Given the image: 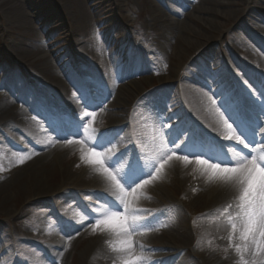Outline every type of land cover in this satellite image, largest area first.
Returning a JSON list of instances; mask_svg holds the SVG:
<instances>
[{"label":"rangeland","instance_id":"obj_1","mask_svg":"<svg viewBox=\"0 0 264 264\" xmlns=\"http://www.w3.org/2000/svg\"><path fill=\"white\" fill-rule=\"evenodd\" d=\"M95 1L99 6L97 13H94L92 8ZM237 2L241 7L237 18L222 17L217 21L222 23L225 30L244 22L245 20L241 17L245 18L248 15L249 7L244 0ZM20 4L23 5V10L26 9V16L34 28L28 30L25 24L19 21L20 17L15 13V10ZM257 10L259 14L263 15L260 8ZM154 13L161 14L158 0H0V103L2 99L13 101L14 105L26 114L25 120L30 124L33 123L42 129L45 119L50 117L34 107V100L52 101L53 97L61 102L73 101V99L69 100L63 96L64 88L62 90L57 88L62 93L56 94L52 87H47L51 84L40 69L44 62L50 66L49 68H53L57 75L59 73L67 75V79L62 80L63 85H66L65 89L67 88L66 90L72 94L74 99L77 96L73 92L76 88L79 89L86 78H90L89 88L91 90H98V88L104 90L108 94L110 93L112 99L116 98L121 87L127 85L128 80L136 82V85L139 83L143 85L140 91L141 97L128 96L123 101L124 108L126 107L123 120L129 127L115 128L111 124V114L108 112H104L101 118L96 115L85 117V113H81L82 119H84V124L81 127L82 135L67 137L63 143L68 145L63 147L65 149L60 155L57 158L49 155L48 157L51 159H46L45 164L39 166L35 171L28 170L19 173L26 150L13 143L12 137L6 135L8 131H0L1 264H121L117 259H111L106 251H101L100 257L98 256L99 250L91 249V243H95L99 239V235L105 228L95 226V221L89 215L88 209L97 213L96 218L100 219L99 216L103 213L104 207L99 206L96 201L99 200V203L102 200L105 201L106 195L96 189L85 190V180H82L79 175L81 169L89 164L85 162L84 157L92 156L93 152L101 153L99 157H95L100 160L107 157L115 165L119 166L120 163H124L126 176L134 173L129 168L131 153L134 150L130 154L123 152L124 148L133 142L128 137L131 133L139 141L140 157L145 159L144 165H152L153 151L165 140L164 129L167 126H178L181 122L179 114L173 113L172 105H176L174 98H172V100L174 99L172 102L159 101V95L168 88L164 82H161V76L170 68L171 63L168 57L163 56L164 63L161 62L158 70L153 71L148 50L153 44L160 46L161 35L160 30L154 27ZM189 14L191 16V11ZM11 15L17 19L10 20ZM192 16L196 17L200 23H206L198 18V15ZM171 19L174 17L167 16L166 18L167 22H170ZM200 23L198 26L191 22V28L201 33H207L208 36L220 37L225 40L223 42L225 45L230 33L218 31L215 26L216 20L207 22L209 28H214L213 31H203L200 28ZM113 26H116L120 31L118 37L122 36L121 31L124 29L133 33V47H130L122 36L123 39L118 43L120 52L117 57L111 59L109 51L112 46L107 42V33L108 30L113 29ZM248 42L250 44V39ZM250 47L249 45L241 46L236 51V59L241 63L240 66L244 64L251 70L259 69L261 67L260 51L254 45L255 55L253 56ZM116 48L117 45L113 46V49ZM178 49L181 48L175 50ZM184 51L191 53L193 50L190 47L188 50L185 48ZM26 52H28V56H25ZM221 52L219 57L216 53L215 57H211L218 66H222L225 61H230L226 48L223 47ZM78 54L81 55V58ZM176 55L179 57L178 54ZM176 61L180 62L179 59ZM130 64L134 65L136 76L120 80L119 74L123 73L125 66H130ZM204 64L205 62L199 59L195 69L201 71L205 80H210V73L205 71ZM144 69L145 73L142 74ZM216 70L221 79L225 77L222 81L227 83L229 80L225 67H219V69L216 67ZM236 72L238 77L236 88H240L241 96L249 98L254 105L260 106L258 102L260 99L254 96V88L248 78L243 75L244 72L237 68ZM144 75H147L146 83L142 81ZM109 76L112 78L111 80ZM42 86H45L46 95L39 92L42 91ZM227 86L229 89L231 88L228 83ZM175 89L176 98L180 95L178 87ZM230 90L233 92L232 88ZM113 92H116L114 98ZM220 92L222 90H216L215 86L214 93L221 96ZM209 94L214 99L211 92ZM233 94L236 96L234 92ZM103 101L106 106L108 98ZM156 101L158 104H155ZM221 101V104L225 105L222 99ZM74 103L78 104V100H74ZM99 104L103 105L101 102ZM136 106V114L132 115ZM254 110L253 112H255ZM75 111L82 112L80 108ZM227 124L229 129L235 131L233 122L229 121ZM17 130L20 133L25 129ZM169 131L171 132V129ZM184 133L187 132L182 131L178 136L181 141L185 138L183 137ZM97 137L101 141H107L103 148L94 147ZM72 140H78L82 147H72L69 143ZM193 174H195V170H193ZM11 177L16 179L13 184L1 185L3 180ZM191 185H193L192 188ZM197 185L193 181L188 190L180 194L167 186L156 190L158 195L170 196L177 199L178 202L180 201V204L187 205L184 224L190 235H192L193 222L196 219L198 222L201 221L198 215L202 206L190 203L193 189H196ZM59 188L61 189L58 191ZM39 189H43L42 195L35 196ZM142 192L143 190L139 192L138 197L142 195ZM156 213L159 214L153 216L154 221H150L151 226L143 227L141 234L151 231L164 232L166 217L161 215L160 211ZM68 221L72 222L70 228L66 227ZM85 225L91 233L76 249L56 260L50 256L52 248L55 247L54 250H59L61 247L58 244H53V238H60V230L66 228L70 231L69 236L72 233L77 235L80 228H84ZM68 238L63 242L64 244L68 243ZM157 241L158 243H170V240L160 235H158ZM13 246L20 250L17 260L11 259ZM157 246L159 245L148 248V251L157 253V249H161ZM237 246L242 245L239 240L234 238L233 233L229 241L226 236L212 238L205 242L201 239L199 247L197 249L190 247V251L181 256L180 262L181 264H211L210 257L216 264H219L224 262V253L229 258V264H237V251L235 250ZM105 247L107 246L103 245L102 250ZM176 259L164 264H174L177 262Z\"/></svg>","mask_w":264,"mask_h":264},{"label":"bare ground","instance_id":"obj_2","mask_svg":"<svg viewBox=\"0 0 264 264\" xmlns=\"http://www.w3.org/2000/svg\"><path fill=\"white\" fill-rule=\"evenodd\" d=\"M165 1L167 2V0H158L161 14L154 13L153 17L154 27L158 28L161 32L160 46L153 44L148 50L154 72L155 70H158L157 68L161 62L164 63L162 59L163 56L168 57L171 63L170 68L161 76V82H164L168 88L163 94L159 95V99L165 98V100L169 102L175 99L176 106L179 107L177 109L178 113H190V116L199 122V125L194 128L196 134L202 139L210 142L212 146L217 148L218 152L222 151V153H229L231 160L234 162L229 167H234L235 163L241 162L242 159L250 158L244 154L236 152V150H240L247 154L249 149H245L242 145L238 146V142L231 141L230 137L239 135L241 138H245V142H248L247 139L251 138V134L249 129L244 125L241 116L238 117V122L241 123V127L238 128L236 126L239 134L228 128L225 116H227L230 121L229 114L226 111L222 112L221 107L216 104L209 94V92L214 94L215 86L218 82L215 80H205L201 71H196L195 65L198 63L199 59L203 60L205 62L204 68L206 71L213 74L215 68L218 67V64L214 59H211V57H215V53L218 54L219 57L224 47L226 48L233 65L240 71L244 72V76L248 78L250 84L253 86L254 96L264 98V0H244L245 4L249 7L248 15H246L245 18L241 17L245 21L226 30L222 23H218L217 21L222 17L237 18V15H239V12L241 11L240 4L237 2L238 0H172L174 3L178 2L179 6L181 4L180 1L184 2V6L183 4L181 6L183 10L185 9L183 12L174 5L170 6L166 11L163 10L162 2L165 3ZM92 8L93 12L97 13L99 10L98 2L95 1V5ZM258 8L261 9L263 15L259 14V11L257 10ZM189 10H192L194 13L193 15H198V18L206 23H200L196 17L190 16V14L188 15ZM15 13L18 14L20 17L19 21H22L28 30L34 28L33 24L27 18L26 9L24 8L23 10L22 4L16 8ZM167 16L171 18L174 17V19L167 22ZM9 19L12 20L17 18L11 15ZM215 20V26L218 31H225L226 34L230 33V37L225 45L223 44L225 40L222 38L214 37V35L208 36L207 33L193 30L190 24L192 22L199 26L200 23V28L203 31H213L214 28H209L207 22H213ZM118 32L120 31L116 26H113V29L108 30L107 33V42L112 46L109 51V57L111 59L117 57V54H119L120 48L118 43L121 39L124 38V41H126L130 47L133 46V33L131 31H127V29L122 30L121 34L123 38L122 36L118 37ZM249 39L260 48L261 52V67L254 71L243 65L240 66V62L235 58L237 54L236 51H238L241 46L249 45ZM115 45H117V48L113 49V46ZM250 46L251 45H249V47ZM190 47L193 50L191 53L184 51L185 48L188 50ZM177 48L181 49L175 50ZM250 49L254 56V47H250ZM174 51H176V54L181 58L176 54L173 55ZM25 56H28V52L25 53ZM78 56L81 58V55L78 54ZM177 59H179L180 62H177ZM49 67L50 66L44 62L40 68L41 72L44 73L45 78L51 84V86L47 85V87H52L56 94L62 93L57 88H60L61 90L64 88L63 96L69 100L73 99L71 102L66 100V104L69 105L70 108H77L78 104H75L74 100L78 99V97L74 99L71 96L72 94L66 90L67 88L65 89L66 85H63V81L65 78L67 79V75H62L60 73L57 75L53 68ZM220 67H224V65ZM143 73H145V69L142 70V74ZM133 76L134 69L132 64H130L129 68L124 69V72L119 74V79L127 80V78H132ZM146 77L147 75H144L142 78V81L145 83L147 80ZM109 78L110 80L112 79L110 76ZM227 83L232 86L230 81ZM176 86L178 87L180 96L175 98L176 95L174 90H176ZM142 88V83L136 85V82L128 80L127 85L121 87L117 95L116 92H113V98L114 95H116V98L114 99L109 95L110 93L108 94L104 90L99 88L98 90H95L100 100H102V98L99 94L110 98L108 102L109 107L113 109L108 110V113L111 114V124H113L114 127H118L124 122L123 117L125 116L124 112L126 111V107L124 108L123 105L124 99L128 96L134 98L141 97L142 94L140 91ZM41 89L42 91L39 92H43L41 94L43 95L45 93L46 95L47 92L45 91V86H42ZM172 98L174 99L172 100ZM52 101V104H59L62 106L61 102L53 97ZM240 101H242L244 108L250 114V109L258 111L260 108L257 105H254L249 98H240ZM136 111L137 106L134 114ZM103 113V109L96 110V116L99 118L103 116ZM232 113L233 111L231 114ZM25 119L26 114L15 106L13 101L10 99H2L0 103V120H2L0 122V131H8L6 135L12 137L13 143L26 150V155L22 158L23 163L22 167L19 169V173L23 171L27 172L28 170L35 171L39 166L45 164L46 159H51L48 157L49 155H53L57 158L65 149L63 147L68 145L67 143H63V141H53L44 130L33 123L30 124V122ZM21 128H24L26 131L23 130L19 133L17 129ZM165 136L166 140L163 141L164 148H160L154 155V159L158 160L159 164L163 162V167L159 168L158 171L152 170V176L148 183L138 187L134 193L128 195L125 198L126 203L123 205L122 209L113 208L114 210L121 211V214L125 216L126 223L129 227V236H124L111 228H105L102 234L99 235V239L95 243H91V249L94 251L99 250L100 253L98 256L100 257L101 251H106L111 259H117L121 264H123L125 259H128L129 257L134 258L136 256L143 258L141 264H156L157 261L164 264L165 262L176 258L177 262L174 264H181V256L187 254V252L190 251V247L197 249L201 239L205 242L212 238H222L223 236H226L229 241L233 233L234 238L239 240V243L242 245L240 246L242 251L237 252V264H242L243 260L250 261L249 264H262V261H264V253L255 256V246L251 244V241L241 239L244 229L248 226L249 220L258 225L262 215H264V207L261 206L260 200L259 173H257V186L254 189L252 196L249 197V199L252 200V203H249L243 198L244 189L247 185H241L239 182L232 180H222L218 176H213L212 170L208 167V163H199V160L190 157H187V160H185L184 152L179 154V151H177V153L171 154L167 148H165L167 143H170L171 137L168 132ZM224 145H227V147L224 148ZM71 146L82 147L78 140H72ZM131 149L132 147H130L129 151ZM169 156H171L172 159H167ZM93 159L100 160L95 157H93ZM100 161L103 162V168H101L99 164H88L81 169L79 176L82 180H85L84 189L100 190L104 192L106 196H111L120 200L123 193H121L120 189L117 187L116 181H120L121 184L124 182L119 175V171L115 169L108 159L102 158ZM104 169H107L108 171L105 172ZM193 170H195V174H193ZM108 172H111V174L116 177V181L109 179ZM15 181L16 179L11 177L10 179L3 180L1 182L3 184L1 185L5 186L8 183L13 184ZM193 181L198 185L196 186V189H193L194 192L190 198V203L192 205L202 206V209H200L201 212H199L198 215L201 221L198 222V219H196L193 222L192 235H190L184 224V213L187 210V205L180 204V201L178 202L177 199L170 196L166 197L158 195L156 190L167 186L180 194L181 192L188 190ZM126 186L127 185H124L125 190ZM190 187L192 188L193 185ZM60 189L61 188H59L58 191ZM140 190H143V192L142 195L138 197ZM42 193L43 189H39L35 196L42 195ZM100 199L102 200L101 197ZM152 200L157 201L158 203H154ZM98 201L99 200H97L96 203L99 204V206L105 204L104 200H102L101 203ZM108 204H110L109 201ZM104 207L107 209V206ZM152 207L153 209H150ZM157 211L162 212L161 215L166 217V227L164 228V232L151 231L141 234L144 226L137 228L135 231H131L133 220H135L137 224L143 225L145 220H148L149 222L152 221L153 216L159 214L156 213ZM106 213H109L107 217L113 214L112 211H106ZM119 223L120 221L118 220V222L113 224L115 225ZM233 225H235V228H233ZM60 232L62 234L59 235L61 240L59 237H55L53 238V244H58L61 247H59V250H54V247L49 253L55 260L70 254L84 241V239L88 238L91 233L88 228L80 229L75 238L72 237L70 238L71 240H68L67 246L69 245V247L67 248L70 250L68 251L67 249H64L63 246L65 244L63 242L67 240L64 237H69L67 235L70 234V231L64 228ZM158 235L170 240V243H158ZM70 236H73V233ZM129 238L132 241L131 252L122 251V245L120 242ZM259 239L260 238L257 236L258 241ZM144 241H147V243H144ZM103 245H106L108 248L105 247L104 250H102ZM154 245H159L161 249H157V253H150L148 248H153ZM124 247L127 246L125 245ZM223 256L224 262L219 264H229L228 256L224 253ZM209 259L211 264H216V262L211 260L210 257Z\"/></svg>","mask_w":264,"mask_h":264},{"label":"snow or ice","instance_id":"obj_3","mask_svg":"<svg viewBox=\"0 0 264 264\" xmlns=\"http://www.w3.org/2000/svg\"><path fill=\"white\" fill-rule=\"evenodd\" d=\"M211 79L219 82L216 83V90H222L220 99L225 102V105L230 108L234 114H237L243 118V123L249 129L251 138L247 139L248 142L246 143L245 138H241L239 135L230 137L231 141L238 142V146L242 145L245 149H249L248 157L250 158L242 159L241 162L235 163L234 167L227 166L234 163L231 159H224L221 161V163L225 165L224 167H220L219 164H209L208 167L212 170L213 176H218L222 180H232L239 182L241 185H247V187L244 189L243 198L249 203H252V200H250L249 197L252 196L253 191L257 186V173H259L260 200L261 206L264 207V168H261V165H264V101L258 100L260 103L259 110L254 114H250L244 108L242 101H240V99L233 94V92L227 86V83L222 81L219 75L213 74ZM89 81L90 78H86L84 83L78 89L80 96L84 98V105L87 107L88 104L93 102L91 89L89 88ZM101 103L103 104L104 101ZM33 105L38 111L52 116L60 122L57 126L59 127L58 135L61 138L66 139L68 136L82 135L81 127L83 126L84 121L64 110L63 106L49 103L44 99L34 100ZM88 115H90V113H85V117ZM91 115H94V113H91ZM170 128L171 126L169 129ZM168 134L171 137L170 143L175 146L176 151L188 152V154L192 156L207 155L206 151H204L203 145L198 142L197 137H193L191 140H189V134L184 133L183 137L185 138L181 141V139L174 133ZM177 140L181 141V143H177ZM69 143H71V141H69ZM105 143H107V141H101L97 137L94 147L103 148ZM223 147L226 148L227 145H224ZM256 148H259V157L253 154L256 151ZM100 155L101 153L99 152H93L92 156H85L84 160L89 164H99L100 167L103 168L102 161L93 159V157H99ZM167 159L170 160L172 157L169 156ZM184 159L187 160V156H185ZM209 159H217V157L209 156ZM198 162L204 163V161ZM162 167L163 162H161V164L158 167H155L153 170L158 171L159 168ZM104 171L107 172L108 170L104 169ZM108 176L109 179L116 181V177L113 176L111 172H108ZM125 176L126 174L122 173L121 179L124 182L123 184H121L120 181H116L117 187L120 189V192L123 193V195L120 197V200L108 196V201L110 202L111 206L116 209H122L123 205L126 203L125 198L136 191L134 185L143 186L144 184L148 183V180L145 179V176L151 177L152 171L144 173L142 169H136L134 170V173L127 174V179ZM124 185H127V188L131 189V192L126 191ZM88 212L91 218L95 221V226L97 228H111L112 230L118 231L124 236H129V227L126 223V218L121 214V211H115L111 216L105 217L104 219H97V213L93 212L91 209H88ZM114 219H119L120 223L115 225L112 224ZM71 226L72 222L68 221L66 227L70 228ZM142 226H151V224L148 220H145L143 225L137 224L135 220H133L131 231H135L137 228ZM233 228H235V225H233ZM257 236L260 238L259 241L257 240ZM241 239L251 241V244L255 246V256H259L261 253H264V215H262L258 225L255 222L249 220L248 226L242 233ZM120 243L122 245V251L131 252L132 241L130 238L125 239ZM125 245L127 247H124ZM236 250L237 252L242 251L240 246H237ZM142 259L143 258L139 256L134 258L129 257L123 261V264H141ZM156 264H161V262L157 261ZM242 264H249V261L243 260ZM262 264H264V261H262Z\"/></svg>","mask_w":264,"mask_h":264}]
</instances>
